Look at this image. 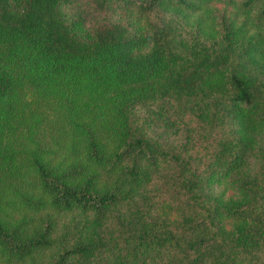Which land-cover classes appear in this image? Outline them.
<instances>
[{
  "label": "trees",
  "instance_id": "obj_1",
  "mask_svg": "<svg viewBox=\"0 0 264 264\" xmlns=\"http://www.w3.org/2000/svg\"><path fill=\"white\" fill-rule=\"evenodd\" d=\"M250 115L264 0H0V264H264Z\"/></svg>",
  "mask_w": 264,
  "mask_h": 264
},
{
  "label": "rangeland",
  "instance_id": "obj_2",
  "mask_svg": "<svg viewBox=\"0 0 264 264\" xmlns=\"http://www.w3.org/2000/svg\"><path fill=\"white\" fill-rule=\"evenodd\" d=\"M119 11L118 9L117 11H110L108 13H99L92 10L90 5L81 1H75L62 6L60 9L61 14L74 26L73 29L81 36L91 32L104 21L119 20L121 18ZM236 123L240 124V130L250 141V147L247 148L244 162L233 171L234 177L244 179L253 175L258 168L259 160L255 155V151L258 146L264 143V128L260 120L253 115ZM237 124L235 125L236 129ZM211 189L214 194H218L221 192L222 187L214 183L211 185Z\"/></svg>",
  "mask_w": 264,
  "mask_h": 264
}]
</instances>
